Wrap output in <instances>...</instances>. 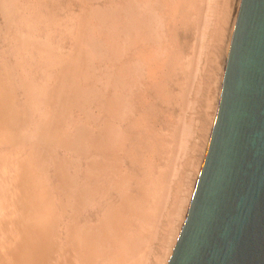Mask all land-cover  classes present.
<instances>
[{
	"label": "bare ground",
	"instance_id": "bare-ground-1",
	"mask_svg": "<svg viewBox=\"0 0 264 264\" xmlns=\"http://www.w3.org/2000/svg\"><path fill=\"white\" fill-rule=\"evenodd\" d=\"M81 1L90 3L93 0ZM133 1L135 0H113V2L110 1L102 7L91 6L92 8L87 10L82 8L83 14L81 16L67 14L68 17H66L71 23L67 25L69 21H66L65 17L64 27L75 39L74 46L67 51L68 54L63 56L60 52L63 49L61 44L56 42L55 36L52 37L50 31L42 25L44 19H46L45 25L47 26L57 22L52 20L53 17L51 18V8L39 9V12H36V9L32 7L33 4L29 1L0 0V15L4 21L3 26L0 24V264H146L147 250L144 251V248L148 247L146 242L154 237L153 233L156 234L155 230L158 227L155 226L160 218V210L164 207H160L161 203H165L166 199L164 198L171 193L168 191L165 193L164 190L167 183H171L168 181L171 176L170 171L171 173L174 172L173 160L166 165L167 168L156 167L153 164L151 166L146 160L150 170L147 169L144 175V192L141 195H132V197L131 193L128 194L126 190H123L124 181L122 177L118 176L123 169L122 165L120 169L118 166L117 170V164L116 166L112 164L113 157H116V163L120 158L117 154L112 156V152L108 153V151L129 138L130 143L127 145L128 149L125 153L129 157L133 154L134 147L137 145H134L135 140L132 141L127 129L130 125L129 117L135 110L134 92H139L142 86L144 90V75H146L150 65L155 61H162L170 54L167 55L168 50L166 53L164 52L166 46L163 44L165 41L163 37H165V33L161 32L163 25L166 24L163 12L166 4L161 3L156 9L150 3L144 4L146 8H136L133 5L138 3L141 6L142 1L140 3L139 0L136 1L137 3ZM240 1L236 0L234 6L232 4L234 0H180V6L185 4V7L192 9V11L198 10L199 2L202 3L198 15V12L196 14H184L180 24L182 25L186 21L190 22L191 17L192 20L201 19L203 15L201 20H204L195 26L198 34L193 39L196 42L192 41L194 45L192 49L199 52L196 56L199 59L203 54L202 52L207 49L206 47L211 43H218L215 46L218 55L213 52L212 65L209 71L214 70L215 66L218 65L219 52L222 49L223 39L226 37L225 25L229 24L232 21L230 17H233L232 27L230 26L232 29L227 38V48L229 49ZM136 10H140V13L137 14ZM134 11L135 15L138 16L132 17ZM158 11L160 14L157 13ZM43 13L46 14L45 17ZM153 13H157V17H154ZM211 16L213 17L212 20ZM214 17L220 20L216 21ZM57 20L61 21L60 19ZM211 21L213 24L210 25ZM131 33L133 34L130 35ZM176 34L173 32L172 38L174 44L176 42V45L180 44L181 49L188 40L183 38L181 31L180 37ZM125 37L128 39L127 42H122ZM140 40L152 42L151 47L149 44L147 45L149 50L146 49L149 55L151 53L152 55L146 58L143 54L138 53L139 55L132 58L131 62L124 61L122 58L123 52L127 48L125 45H133ZM173 41L171 39V42ZM228 49L225 53V64ZM195 51L192 52L193 55ZM190 55L176 48L174 59L179 62V66H176L178 70L181 67L190 66L192 62ZM108 61L112 63L109 65ZM98 62L102 64L100 67H98ZM117 62L120 66L117 68L116 65L113 68L114 63ZM55 66L58 67L57 70L53 69ZM98 70L102 71L101 74ZM223 74L224 68L221 73L219 98ZM103 75L106 76L105 80L102 79V81L100 78ZM192 76L191 74L189 78ZM93 77H96V81L102 82L103 87L107 88L111 85L112 90H114L113 98L108 101L116 106L114 109L116 115L122 121L126 120L129 124H127L128 127L122 128L117 126L118 124L110 127L108 120H106L107 122L102 124L103 133L94 135L90 126L88 127L86 121L88 117L84 119L73 116L75 107L87 116H91L94 105H91L92 100H88L89 95L93 94L95 96L92 95L93 99L97 98L98 100L101 97V95L99 96L101 91H105L97 88L95 84L88 83L87 80ZM200 80L196 89L201 85ZM186 81H188V77L182 81L183 83L181 82L183 90L181 89L179 93L176 92L178 94H175L176 96L180 94L184 100L185 98L182 96L189 93L187 88L189 83L187 84ZM209 81L211 82V80ZM208 89L207 95L202 97L204 103L198 104L204 105L203 113L210 116L212 113L210 111L211 109L214 110L216 104V92L214 86ZM102 96H105L104 93ZM111 103L103 100V103L97 102L95 107L102 108L101 110L106 111L107 114L112 107ZM185 105L187 106V103ZM140 118L137 117V119ZM215 118L216 115L212 121L198 176L196 175L197 180L206 156ZM180 119L181 121H179ZM172 124H169L172 130L167 132L169 138L164 141V144L171 149L170 156L173 158L176 153L178 154L177 147L179 150L183 149V152L187 148V138L192 129L184 117L178 118ZM170 127L167 126V130ZM89 141L103 150L99 155L91 153L93 154L92 160L86 165L88 175L84 174L85 176L78 178L77 172L79 165L82 164L81 157L76 156V159L75 155L70 154V151L83 154L87 150ZM72 160L78 163L74 166L76 168L74 173L71 172ZM103 160H108L105 173L109 172L107 176L112 178L110 179L113 181L112 185L118 187L123 198H119L121 200L116 203L108 202L102 218H98V222L86 223L87 220H79V216L85 207L95 203V193L98 194L99 192L97 187L99 184L97 185L95 179L99 177L101 167L104 168L105 166L102 165L105 163ZM129 160L132 161V157ZM167 169H171L168 170L169 174L166 173ZM117 177H120L121 180ZM181 180L180 184L184 182ZM197 180L190 188V201ZM141 181L144 184V178ZM141 184L140 186H142ZM171 199L175 208L171 214L167 215L170 223H167L168 226L166 224L161 226V238L165 240L164 242L171 241L174 230L172 219L182 216L180 213L183 206L180 205L185 199L183 190L180 191L177 187L176 191L171 194ZM190 201L187 205L188 208ZM125 207L132 212H139L140 218H138L137 224L141 230L145 226H150L148 229L153 227L154 230L152 228L149 232H153L143 236L140 234L143 233L141 230H139L140 233L135 231V228L126 230L129 224H124L123 219L126 217H123V212H121V209ZM118 222L120 224H117ZM129 226L132 227L133 224ZM149 234L150 238L148 237ZM151 235L153 236L151 237ZM105 236L107 240H112L110 244L102 241ZM177 238L172 239L173 245ZM159 248L157 250L160 253L156 256L158 259H156L155 264H166L173 248L168 252L164 263L162 262L166 247L161 246ZM128 260H130L129 263Z\"/></svg>",
	"mask_w": 264,
	"mask_h": 264
},
{
	"label": "rangeland",
	"instance_id": "rangeland-1",
	"mask_svg": "<svg viewBox=\"0 0 264 264\" xmlns=\"http://www.w3.org/2000/svg\"><path fill=\"white\" fill-rule=\"evenodd\" d=\"M21 1L22 2L29 1L31 4H33L32 7H34L36 9V12H39V9L47 10V9L51 8V18L53 17L52 20L54 22H56V21L57 22L55 24L51 23L47 26V25H45L46 19H44L42 25H44L47 28V30L50 31L52 37L55 36V38H54L55 41L59 42L61 44L63 49L60 52H62L63 56L65 54H68L67 51L71 50V48L74 46L73 42L75 39V37L73 35H70L69 32H67V30H65V27H64L65 26V24H64L65 19L64 18L67 16V14H70L72 16H74L75 14H76V16L77 15L81 16V14H83V10H81L82 8L87 10L89 8H92L93 6H97V7L101 6L102 7V6H105L106 3L108 4L110 1L113 2V0H93V1H90V3H86V2H82V1L80 2V0H21ZM117 1H119V0H117ZM136 1L137 0H135L133 2H136ZM158 1L157 0L156 1H154V0H139L138 2L139 3L141 2L140 3V4H142L141 6L138 5L137 2H136L137 4L133 5V6H136V8L137 7L146 8V6H144V4L150 3L154 7V9H156L161 3L166 4L165 9L163 10L164 16H165L164 21L166 24L163 25L161 32L163 31L165 33L164 34L165 37H163V40H165L163 44H165V46H166L164 52L166 53L168 50L167 55H169V54L170 55L167 56V58H164L162 61H159V62L155 61V63L153 62V64L150 65V67L148 68V70L146 72V75H144V77H145L144 90H143V86H142V88L139 90V92H137V91H136L137 93L134 92L135 110L129 117V122H130L129 124L131 126L127 123L126 120L122 121L119 118V116L116 115V113H115L116 111L114 110L116 108V106L113 105V103L109 102L113 98L114 90H112L111 85L109 87H107L108 88L107 89L106 87L102 86L103 85V84H101L102 82L96 81L97 75L95 78L94 77L90 78L91 80L88 78L89 80H87V81H88V83H91V85L95 84V86L97 88L99 87V88H101L100 90L104 89L105 91L104 92L101 91V93L99 92L100 93L99 96L101 95V97H99L100 99H98V100H97V98L93 99V97H95L93 94L89 95L90 99L88 98V100L89 101L92 100L91 105L92 106L94 105V108L92 110L93 112H92L91 116H87L85 113L81 112V110L79 108H76L75 106H74L75 108H74L73 113H72L73 116H75L76 118L78 117V118L86 119V117H88V119H86V121H87L88 127L90 126V129L92 130L94 135H100L103 133L102 124L105 123L106 120H108L110 127L118 124L117 126H120L123 128V127H128V125H129L127 130H129V132H130V136L132 137V141L135 140L134 145H137L136 147H134V150L132 152L133 154L130 156V157H132V161L129 160L130 157L128 155H126V153H125V151L128 149L127 145H129V143H130L129 138H127L125 141H123V143H120L119 145H117L115 148L110 149V151H108V153L112 152V156L117 154L118 157L120 158L119 161L116 163V157H113V163L112 162L111 163L115 164V166L117 164V166H116L117 170H118V166L120 169V166L122 165L123 169L120 172V174H122V175L119 174L118 176L122 177V179L124 181L123 190H126L128 192V194L131 193V196L132 195L134 196L135 194L141 195L144 192V190H143V187L145 186V176L144 175H145V172L147 169L150 170L148 168L149 166H147V161H148V163H150L151 166L153 164L156 167L160 166L161 168L162 167L167 168L166 165H168L169 162L171 163L173 160L172 163L174 164V172L171 173V171H170L171 169H167V171H166V173L168 172V174L170 171L171 176H170V180L168 182H171V183H167L168 187L166 186V189L164 190L165 193H167V191H168V193L169 192H171V193L168 194V197L164 198V199H166L165 201L163 200L165 203H161L160 207L161 208H162V206H164V207L162 208V210H160V218L158 219L156 226L153 225L155 227H158V229L156 228V230H155L156 232L154 231L156 234L153 233L154 237H152L153 235H151L153 240L151 238V239H148L149 242L148 241L146 242L147 246L149 247V248L148 247L144 248L145 249L144 251L147 250V258H146L147 260H145L146 264H151V263L155 264L157 262L156 259H158V257H156V256H157V254L160 253V252H158L159 250H157V249H160L159 247H161V246L166 247L165 253L163 254L164 259H163L162 263H164L167 255H168V252H170L171 248L174 247L172 239L177 238V236L179 234L178 232L181 228L182 222H183L184 217L186 215V210L188 208L187 205L189 204V201H190V192H191L190 188H192V185H194V181L197 180V176L199 173V166L201 164V161L203 160V156L205 153V146H206L208 138H209V132L211 129L212 121H213L214 115H216V111L218 108L219 92H220L219 91V85H220L221 73H222V70H223L224 64H225V62H224L225 53H226V50L228 49L227 48V38H228L229 32L232 29L231 28L232 27L231 22L233 21V17L232 18L230 17V20H232V21H230L229 24L225 25L226 29H227V31L225 32L226 37H224V39H223L222 49H221V52H219L218 65L215 66L214 70L209 71L211 69V65H212L213 52H214V54L216 53V55H218V50L216 51V48H215V46L218 43H216V42L211 43L208 47H206L207 49L202 52L204 55L202 54L200 56V58H201V59L199 58L200 60L196 57L199 52H197V50L195 51L192 49V46H194L193 42H196L193 39L198 34L195 26L197 24H200V22L204 20V19L201 20L203 18V15L201 16V14H200L201 19L199 18L200 16L198 17L200 19V21H199V19H197L199 21V23H196L198 21L196 19L192 20V17H191V20L189 18L190 22L186 21L182 25L180 24L184 14H187V13L196 14L198 12L197 13V15H198L199 10L202 8L201 7L202 3L199 2L198 7H197L198 10L192 11V9L185 7V4H182L180 6V0H163V1L158 0ZM235 1L236 0H234V2L232 4H234ZM36 4H37V6H36ZM177 4H178V6L176 7ZM234 6H235V4H234ZM139 11H137V14L140 13ZM157 13L160 14L159 11ZM157 13H153L152 15L154 17H157V15H156ZM149 15L151 16V14H149ZM43 16L45 17L46 14L43 13ZM134 16H138V15H135V11H134V15L132 17H134ZM67 17H66V21H69ZM51 18H48V19L50 20ZM210 18L212 20L213 17L211 16ZM57 19H60L61 21H58ZM156 19H158V18H156ZM214 20L217 21L218 20L217 17H214ZM3 22L4 21L0 15L1 26L4 25ZM69 23H71V21H69L67 25H69ZM211 24H213L212 21L210 22V25ZM221 24L222 23L220 21V25ZM180 31L182 32L183 38H185L186 41L188 40L186 43L187 45L185 44L184 47L181 49H180V44L176 45L177 42L174 44V41L172 38L173 32H175V34L177 33L176 35L178 37H180ZM132 34L133 33H131L130 35H132ZM125 38H126V40H125ZM125 38L122 40V42H127L128 39H127V37H125ZM171 39L173 42H171ZM141 41L142 40L137 42L138 44L136 43L133 45L132 44L131 45L130 44H126V45L124 44L125 46H127V48H125L126 51L124 50V52H123V58L122 59L124 61L131 62L132 58H135L139 54L140 55L143 54L144 57H146V58H148V56L152 55V53L149 55V52H147V50H149L147 48H149L150 44L152 45V42L150 40L149 41L144 40V42L143 41L141 42ZM178 41L180 43V39ZM122 42L120 41V43H122ZM148 44H149V46L147 47ZM137 48H138V50H137ZM176 48L180 51L182 50V52L183 51L186 52V54H191L190 59L192 61L191 64L192 63L193 64L192 65L190 64V66L187 68H186V66H184V68L181 67V69L178 70V67H176V66H179V62L174 59V57H176V56H174ZM194 49H195V47H194ZM141 51H142V53H141ZM194 51H195V54H194L195 56L192 53ZM192 56H194V57H192ZM170 59H172V60H170ZM196 59H198V60H196ZM193 60H195V61H193ZM220 61H221V63H220ZM194 62H195V64H194ZM110 63H112V62L108 61L109 65H110ZM170 63H171V65H170ZM114 64L115 65L113 66V68H115L116 65H117V68H118V66H120V64H118V62L114 63ZM196 64H197V66H196ZM203 64H204V66H203ZM101 65L102 64L100 62H98V67H100ZM123 65H125V64H123ZM193 65H195V66H193ZM191 66H192V68H191ZM168 67H169V69H168ZM196 67H197V69L195 70ZM103 68H104V66H103ZM170 68L172 71L170 70ZM201 68H203V69H201ZM53 69L57 70L58 67L55 66ZM167 70L169 71V73ZM104 71L106 72L105 68H104ZM98 72L101 74L102 71L98 70ZM188 74H190V75L192 74L193 76L191 78H189L190 75L188 76ZM105 76L103 75L102 78H100V79L105 80ZM187 77H188V81L190 80L189 82L186 81L187 84L189 83V85L187 87L189 93L187 92L188 94L186 96L185 95L182 96L185 98V100H184L183 98L180 97V94L177 96L175 94H178L179 91H181V89L183 90V85H181V82L185 81ZM167 78H168V80H167ZM199 80L201 82L200 83L201 85L198 86V89H199V91H198V89H196V88H197ZM209 80H211V82ZM212 81L216 82V83H213ZM129 82H130V80H129ZM213 86L215 89L214 91L216 92V94H215L216 104H215L214 110L211 109L210 112H212V113L209 116V115L203 113V106L204 105H201L202 106L201 107L199 104L204 103V100H202V97L206 96L207 92L209 90L208 88L213 87ZM176 92H178V93H176ZM103 93L105 95L104 97L102 96ZM92 95H93V97H92ZM136 97H137V99H136ZM103 100H105L108 103H111L110 105L112 107L110 106L111 109L108 111L109 114H108V112L106 114V111L101 110L102 108L100 109V108L95 107L97 105V102L100 101L101 103H103ZM95 101H97V102H95ZM191 101H192V103H191ZM184 103L185 104L187 103V106ZM189 103H191V104H189ZM200 107H201V109H200ZM181 108H182V110H181ZM185 108H187V109H185ZM102 112H104V113L102 114ZM111 115H113V116H111ZM105 117L106 118L110 117V118L106 119ZM137 117H139V118L141 117L140 118L141 120L137 119ZM183 117H184L185 121H187L190 124V127L192 130L190 132V136L187 138V140H188V142L186 143L187 148L184 149V152H183V149L179 150V148L177 147L178 154L176 153L175 156L172 158L170 156L171 149L164 144V141L167 138H169V136H168L169 134L167 132L172 130L169 124H172L173 122L175 123V121L178 120V118H183ZM116 118H118L119 120H117ZM179 121H181V119ZM113 123H114V125H113ZM172 125H174V124H172ZM167 126H168V128L170 127V129L167 130ZM179 127H180V122H179ZM201 129H202V132H201ZM146 143H147V146H146ZM87 150H86L87 153H85L86 152L85 151L83 154L76 153V152H75L76 153L75 154L72 151H70L71 155H75V157L76 156L81 157V161H82L81 163L82 164L79 165V170L77 172L78 178H80V176L83 177L85 175L86 176L88 175L87 170H86V168H87L86 165L91 162V160H92L91 157L93 154L99 155L102 153L103 149H99V147H97L95 144L93 145V143L91 141H89ZM113 151L115 152V154ZM91 153H93V154H91ZM83 155H85V156H83ZM190 158H191V160L193 159L192 162H190L191 160L189 161ZM76 159H77V157H76ZM111 159H112V157H111ZM77 161H79V160H77ZM107 161L108 160H103V162H105V163L104 164L102 163V165H105V166H104V168H103V166L101 167L99 177H97V179H95L97 182V185L99 184L98 186L96 185L99 188V192H98V194L95 193V196H96L95 203L91 204L90 206L85 207L84 210H82L83 212H81V215L79 216V220H84V221L87 220L86 223L87 222H91V223L98 222L97 220H98V218H102L104 208L106 207L108 202H110V203L115 202L116 203V202H119V200H121L119 198H123L122 194L119 192L120 190L118 189V187L117 186L115 187L114 185H112L113 181H110V179H112V178L107 176V175H109L108 174L109 172L107 171L105 173V170L108 167V164L106 163ZM71 162H72L71 172L74 173L76 171V168H74V166H76L78 163H76V161H74V160H72ZM125 168H126V170H125ZM177 169H178V171H177ZM123 171H124V173H123ZM184 174H186V175H184ZM176 175H178V176L176 177ZM120 177H117V178H119L121 180ZM131 177L132 178L135 177L136 179L135 178L132 179ZM184 177H185V180H184ZM143 178H144V181H143L144 184L141 181V180H143ZM180 178L184 181V182H181V184H180V180H181ZM171 179H172V181H171ZM185 182H186V184H185ZM140 184L142 186H140ZM177 187H179L180 191L183 190L184 195H185L184 202H183V204L180 205V206H183L182 210H181L182 212L180 213L182 216H179L175 219H172V224L174 225V230L172 231L173 235L171 237V241L169 240L168 242L167 241L164 242L165 240H163L161 238L162 237L161 226H162V224L167 225V223H170L167 215L171 214L173 212V209L175 208L174 203H172L171 194L176 191ZM186 190H187V192H185ZM121 212H123L122 213L123 217H126V219L122 218L124 220L123 221L124 224H126V225H128V224L132 225L133 224L132 227H130L128 225L126 227V230H133V228H135V231L140 233L139 230H141V229L139 228V226L137 224V221L139 220L138 218H140L139 212H137V211H136L137 213L132 212V210L130 211L127 207L122 208ZM134 213H136V214H134ZM124 214H125V216H124ZM128 217H129V219H128ZM123 222H122V224H123ZM117 224H120V222H118ZM149 227L150 226L143 227L141 231H143L144 234L142 232L140 234H142L144 236L145 234L148 235V233H152L153 231L152 232H149V231H150V229L152 230L153 227L148 229ZM153 230H154V228H153ZM140 234H139V236H140ZM108 237H110V236H108ZM148 237L150 238V234ZM111 238L113 239L112 236H111ZM102 241H104L106 244H110L112 242L111 239L107 240L106 236H105V239L103 238ZM174 244H175V242H174ZM129 261L130 260H128V263H129Z\"/></svg>",
	"mask_w": 264,
	"mask_h": 264
},
{
	"label": "water",
	"instance_id": "water-1",
	"mask_svg": "<svg viewBox=\"0 0 264 264\" xmlns=\"http://www.w3.org/2000/svg\"><path fill=\"white\" fill-rule=\"evenodd\" d=\"M166 264H264V0H241L218 110Z\"/></svg>",
	"mask_w": 264,
	"mask_h": 264
}]
</instances>
